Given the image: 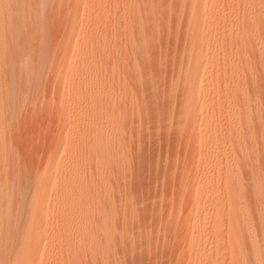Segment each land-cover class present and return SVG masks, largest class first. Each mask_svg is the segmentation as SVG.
Listing matches in <instances>:
<instances>
[{"label": "rangeland", "instance_id": "obj_1", "mask_svg": "<svg viewBox=\"0 0 264 264\" xmlns=\"http://www.w3.org/2000/svg\"><path fill=\"white\" fill-rule=\"evenodd\" d=\"M9 1L26 22L0 41V264H241L227 179L241 180L253 209L251 171L264 184V0ZM240 107L253 110L257 136L247 164L232 147ZM37 199L53 213L36 211Z\"/></svg>", "mask_w": 264, "mask_h": 264}, {"label": "bare ground", "instance_id": "obj_2", "mask_svg": "<svg viewBox=\"0 0 264 264\" xmlns=\"http://www.w3.org/2000/svg\"><path fill=\"white\" fill-rule=\"evenodd\" d=\"M10 7H11V1H9V0H4L3 2L0 1V35H1L0 36V41H1V43L4 42L6 44H11V43H13L15 41L16 36L18 34V31L21 32V28H22V27L20 28L21 22H24V23L26 22L25 21L26 20V16L25 15L24 16L23 15L22 16L19 15L17 20L16 19H13L12 18V14L10 12ZM40 52H41V49H40ZM140 85H141L142 88L145 87V84H143V83L140 84ZM203 86H204L203 81H201L197 86H195L192 89L193 97H194V100L195 101L192 104L190 110L196 112L192 116V123L193 124L196 123L197 116L198 115H202L203 114V111L205 112V110H204L205 108L202 105L199 106V104H201V102L203 100V97H204V87ZM158 91L159 90L156 87H154V89L151 92L152 93V96L153 97H157L158 96V93H159ZM110 92H112V91H110ZM113 92H114V90H113ZM106 93H108L107 90H106ZM109 95H106L105 97H108ZM214 101L212 103H214ZM219 103H217V105H219ZM240 103L238 102V104H240ZM110 105H112V104H110ZM240 106H243V105H240ZM217 107L219 108L220 106H217ZM241 108L242 107H240V109ZM245 109H248V108L246 107ZM249 109H250V107H249ZM242 110L243 109H241V111ZM241 111L238 110L239 113ZM245 111H242L240 114H238V112L236 111L237 114H238V116H236V117L237 118L239 117V120L238 119L237 120L240 122V126L242 125L241 126L242 127V129H241L242 130V132H241L242 135H240L242 137H240L241 139L238 138V141H237L236 138H235V140L232 141V143H233V146L232 147L234 148L233 150H235V153L237 154L236 156L238 157L237 159L240 160L239 161L240 163L241 162H246V161H249V162L251 161V158H252L251 152H253L252 150H253V148H254L253 146L255 144V142H253V141L255 140L254 138L256 136L255 135L254 137H252L253 136L252 120H254V115H253L254 113H251V111H253V110H248L250 112H247V111L245 112ZM215 112L216 113H213L212 114L213 118L211 117L213 120L218 119V116H220L221 109L220 110L219 109L218 110H215ZM108 115H110V114H108ZM112 117H113V115H112ZM212 119H208L205 122L204 121L201 122V123H204L205 128H207V130H208V131L207 130H205V131L208 132L209 134L213 133L217 129L216 127L218 126L217 123L215 124V121L213 122ZM255 119H258V118H255ZM111 120H112V118H111ZM200 125H202V124H200ZM255 134H258V133H255ZM232 137L234 139V135ZM255 141H257V140H255ZM108 142L109 141H106L104 145H106ZM108 146H110V145H107V147ZM255 149H257V148H255ZM255 149H254V151L256 152ZM65 151L66 150H65L64 147L60 148L59 151H58V155H56L54 157H51L50 163L53 162L54 160L59 159L58 157H60V155L64 154ZM254 155H255V153H254ZM254 155H253V157H254ZM246 164H247V162H246ZM251 172H250L251 174L249 176V181H250V186L252 188V193L254 194V197L256 198V200H254L255 198L252 199V200H254L256 202V204H255V206H254L253 209L252 208H249L253 201L252 202L250 201L249 203H251V204L248 205L247 204V201L245 199L246 198V194H245L244 190L242 189L243 190L242 191L241 189H239V187H241L239 181H241V180L238 179V177L236 179V175H232V176L230 175L231 176V177H229L230 180L227 179V181H230L229 182V185H227L228 187L230 186L228 188L229 189V193L231 194V197H233V199H232L233 201H231V203L235 202V204H236V205H234V208L233 207L230 208V209H232L231 210L232 211V214L230 212V214L232 215V217H231V221H230V224H229L230 225V230H231L229 237H231V239H232L231 241H234L233 242V243H235L234 246L236 245L235 246V249H236L237 255L241 257V259H238V260L241 261V264H253L252 262H250L251 259L249 260L247 258L246 251H245V249L243 247V246H245L243 244L244 243H248V242L251 245V248L249 250V253L252 254V255H254V258L256 260V262L254 264H264V262H263V260H264V193H263V186H264V184L262 185V180L260 178V175H258V173L253 172V171H251ZM225 187H226V185H225ZM249 193H250V191H249ZM250 195H251V193H250ZM248 201H249V198H248ZM49 202H51V201H49ZM253 204H254V202H253ZM32 205L33 206H36V211H42L44 208H46V213L47 214H50V215L53 213L54 207H55L54 202L53 203H48V204H43L41 202V199L34 200ZM130 205H131V203H130ZM201 211H202V207H198L196 209V213H201ZM197 216L198 215H196V217ZM199 218H201V217H199ZM199 218L197 217V219H195V222L197 223V229L195 228L196 226H194V225H193L194 227L192 226L193 227V230H194V228L196 229V232H200L201 231L199 229L201 227L200 224H199V222H200L199 221ZM219 220H220L219 218H217V219L215 218V222L216 223H218ZM106 221L108 222L109 219L106 220ZM106 221H105V223H106ZM116 221H118V220H116ZM202 223L203 222H201V224ZM107 224H109V223H107ZM116 224H118V223H116ZM110 225H113V224H110ZM119 225H120V223H119ZM39 226H40L39 219H36V218L33 219L32 220V229H33V231H36V229ZM110 227H112V226H110ZM48 229H49L48 228V225H46L45 230H48ZM202 229H204V228H202ZM197 235H199V233ZM107 238H106V240H107ZM106 245H108V244H106ZM257 260H258V263H257Z\"/></svg>", "mask_w": 264, "mask_h": 264}]
</instances>
